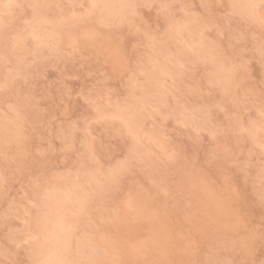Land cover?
Segmentation results:
<instances>
[{
    "label": "rangeland",
    "instance_id": "obj_1",
    "mask_svg": "<svg viewBox=\"0 0 264 264\" xmlns=\"http://www.w3.org/2000/svg\"><path fill=\"white\" fill-rule=\"evenodd\" d=\"M8 2L0 0V4ZM11 2L59 5L53 9L47 23L35 26L41 38L53 32L85 37L98 29L99 10H93L97 15H91L88 5L92 3L109 5L102 10L103 15L114 19L130 17V11L122 5L151 3L171 7L166 11L143 9L142 21L135 18L131 32L124 34L122 42L126 46L139 45L145 54L144 64L137 69L142 75L136 87H129V65L116 63L112 67L114 54L106 57L103 43L86 45L81 55L40 60L44 66L35 73L23 62H15L8 68L0 61V83L6 77L20 76L34 81L32 107L26 112L32 113L33 109L38 112L27 124L21 121L17 125L0 105V261H28L33 253L48 264H68L79 259L74 245L78 230L83 226L81 208L95 202L101 194L108 199L113 194V185L118 188L114 195L119 199L116 210L106 213L110 219L105 227L138 243L136 250L123 254L109 252L105 257L108 260H167L174 258V252H180L183 259H201L199 249L217 241H230L231 234L225 225L217 224L197 242L198 247L189 248L186 237L190 228L215 220L221 203L231 201L243 210L248 223L254 227L252 244L255 257L261 258L264 207L258 192L245 182L239 170H232L231 164L223 166L207 159V152L217 147L212 142L213 131L223 133L217 137L218 150L226 148L238 158L247 157L253 142L259 144L264 140V121L259 111L264 65L259 58L248 65L244 76V82L250 87L231 89L227 116L214 109L207 121L185 122L182 109H177L173 115L179 119H157L149 111L133 117L140 103L137 90L162 84L165 73L169 85L175 80L174 87L179 89L182 81L191 82L192 60L198 62L196 67L201 74L214 71L219 75L225 71L213 60L210 42L216 39V32L211 26L205 30L200 23L202 4L246 5L259 4L260 0ZM234 11L241 15L246 9L238 7ZM168 21L175 27L162 44L148 47V42L144 41L140 45L137 28L162 33ZM5 22L16 23L10 19ZM17 26L23 27L22 24ZM254 30L259 35L258 23ZM3 51L0 31V54ZM2 95L0 93V97ZM221 99L214 95L209 103H219ZM25 144L27 150L23 147ZM172 152L177 153L175 159L168 158ZM44 156H47L46 164L41 163ZM77 160H86L90 166L81 167ZM221 167L229 177H235L231 183L218 171ZM214 172L216 175L212 174ZM164 184L169 195L160 191ZM148 189L153 192L151 202L145 196ZM178 189L187 191L191 197V209L173 199ZM38 199L46 217L40 227L36 225L33 207ZM129 204L131 207L127 208ZM59 207L67 213L60 227L53 218L59 214ZM120 208H125L126 214ZM9 234L15 236L16 243L7 239ZM56 234L60 235L59 239ZM237 254L239 249L232 255ZM228 255L226 251L224 256Z\"/></svg>",
    "mask_w": 264,
    "mask_h": 264
},
{
    "label": "snow or ice",
    "instance_id": "obj_2",
    "mask_svg": "<svg viewBox=\"0 0 264 264\" xmlns=\"http://www.w3.org/2000/svg\"><path fill=\"white\" fill-rule=\"evenodd\" d=\"M59 5L28 3H13L9 0L6 4H0V31L3 33L4 51L0 54V61L6 67L11 68L15 62H23L33 73L38 72L44 65L40 60L51 61L65 56H77L82 54V50L88 44L103 43L106 57L114 54L112 67L116 63H127L129 87H136L140 83V75L137 69L141 68L145 62V54L140 50V46L129 48L122 41L126 31L131 32L135 23V18L142 17L140 13L143 9L159 8L166 11L171 5H155L151 3H133L122 5L130 11V17L114 19L105 17L103 9L110 7L106 4L92 3L88 5L91 15H97L98 29L93 30L85 37L79 35H63L53 32L47 38H41L36 31V25L47 23L52 17L53 9ZM83 7V6H81ZM238 7H243L246 11L237 15L234 11ZM202 13L200 23L207 30L211 26L216 32V39L211 41L213 47V60L216 65L225 69L222 74L214 71H205L201 74L197 70V61L192 60L191 82L184 83L179 89L174 87L175 80L169 85L167 73L162 84L153 87H143L138 89L136 95L140 101L137 110L133 114L149 111L157 119H179L174 116L177 109H182V116L185 120H208L213 115V110L223 112L226 116L229 113L228 100L233 87L247 89L250 87L244 82V76L248 65L257 57L264 65V0L259 4L248 3L237 5L234 3L208 2L201 5ZM22 10V13H21ZM16 21L15 24L6 23V20ZM259 24V35L254 27ZM22 24L20 28L17 25ZM174 24L166 22L162 33H153L150 30L141 31L136 29V33L141 38L140 45L144 41L148 42V47H156L162 44L164 37L174 30ZM26 53V55H25ZM39 58V59H38ZM183 75V74H181ZM34 81L28 76L15 78L6 77L0 83V105L5 112L12 116L17 122L27 124L32 115H38L36 109L32 113L26 109L32 107L34 99L32 85ZM148 82L145 81V84ZM159 89H163L162 91ZM222 97L219 103H209V98L213 96ZM173 101L175 103L173 104ZM260 118L264 121V86L259 90ZM27 131V129H25ZM212 142L217 144L207 152V159L210 163L232 165V170H239L244 176L245 182L250 183L258 192L259 201L264 207V140L259 144L253 142V148L249 150L247 157L238 158L226 148L219 151L218 136L223 135L220 131H213ZM198 138V137H197ZM65 142L62 140L61 147ZM27 150V145L23 146ZM177 153L169 154V159H175ZM257 156L259 157L257 160ZM47 156H44L41 163L46 164ZM81 167L90 166L86 160H77ZM130 171V168L127 169ZM221 175L231 183L235 177H229L224 168L218 169ZM216 175V173H212ZM118 188L113 185L112 195L105 199L101 194L95 202L81 208L83 226L79 228V236L74 247L79 259L72 260L68 264H264V253L261 258L255 257V247L252 240L255 236L254 227L248 223L247 217L241 208L234 201L221 203L219 216L215 220L205 223L203 226L190 228L186 237L189 248L198 247L197 242L205 235L210 228H215L217 224L225 225L230 235V241H217L211 246L199 249L203 258L195 261L181 258L180 252H174L173 257L167 260H108L105 257L109 252L123 254L129 250H136V241H131L126 235L113 232L105 227V223L110 219L106 213L116 210V201L119 197L114 193ZM164 195H169L167 185L160 188ZM145 196L151 202L153 192L146 190ZM173 199L183 203L186 208L191 209L192 201L187 191L178 189L173 194ZM36 209L35 222L40 227L45 222V212L41 201L38 199L33 205ZM131 205H127L130 208ZM120 211L126 214L125 208ZM187 216V213H186ZM192 223L191 219L189 220ZM7 239L16 243L15 236L9 234ZM260 239L264 241V223L261 225ZM19 246V245H17ZM239 254L233 256V253ZM229 255L226 258L225 252ZM0 264H48V261L32 254L28 261L8 260L0 261Z\"/></svg>",
    "mask_w": 264,
    "mask_h": 264
},
{
    "label": "bare ground",
    "instance_id": "obj_3",
    "mask_svg": "<svg viewBox=\"0 0 264 264\" xmlns=\"http://www.w3.org/2000/svg\"><path fill=\"white\" fill-rule=\"evenodd\" d=\"M57 209H59L58 211H59V214L57 213L53 218H54V220H55V222H56V224H57V226H59L60 227V224L62 223V219L63 218H66V210L63 208V207H59V208H57ZM56 211V210H55ZM63 217V218H62ZM61 220V221H60ZM66 220V219H65ZM58 228V227H57ZM60 229V228H59ZM56 239H59L60 238V235L58 234H56ZM59 241V240H58ZM53 251H55V249L53 250Z\"/></svg>",
    "mask_w": 264,
    "mask_h": 264
}]
</instances>
